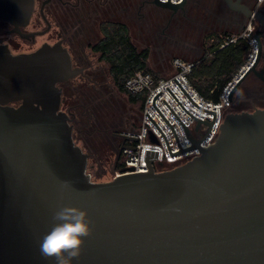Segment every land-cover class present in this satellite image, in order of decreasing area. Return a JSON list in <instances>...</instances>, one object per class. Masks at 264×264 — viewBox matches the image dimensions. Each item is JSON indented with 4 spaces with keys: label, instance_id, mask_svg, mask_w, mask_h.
<instances>
[{
    "label": "water",
    "instance_id": "obj_1",
    "mask_svg": "<svg viewBox=\"0 0 264 264\" xmlns=\"http://www.w3.org/2000/svg\"><path fill=\"white\" fill-rule=\"evenodd\" d=\"M224 1L263 28L254 35V61L237 74L229 94L233 101L250 73L264 80V68H258L264 10L243 0ZM151 2L176 12L187 0ZM33 9L34 0H0V18L16 26L26 25ZM79 71L60 43L19 54L0 45V264H56L41 255L40 243L53 214L65 206L86 210L92 229L72 264H264V108L228 112L216 140L205 147L200 142L216 112L196 104L175 80L194 105L214 113L213 121L199 118L172 93L197 119L196 129L210 126L203 138L193 139L178 117L194 143L181 146L156 106L161 91L154 105L180 150L172 152L147 114L171 156L196 147L201 155L157 170L152 163L157 152L148 150V171L127 172L134 166H124L121 174L98 181L88 172L90 155L74 139L69 113L61 109L59 84ZM123 147L136 148L123 143L120 152Z\"/></svg>",
    "mask_w": 264,
    "mask_h": 264
},
{
    "label": "rangeland",
    "instance_id": "obj_2",
    "mask_svg": "<svg viewBox=\"0 0 264 264\" xmlns=\"http://www.w3.org/2000/svg\"><path fill=\"white\" fill-rule=\"evenodd\" d=\"M134 5L138 12L137 16L128 19L124 14L123 20L129 25L131 38L137 47L150 50L149 64L161 77L175 73L174 58L180 57L192 62L200 57L208 33L225 30L241 33L249 22V19L244 20L232 12L224 0H187L184 7L186 12L179 9L173 16L170 11L152 4L150 0H136ZM136 9H133V13ZM255 25L258 34H261L259 32L263 31L261 24L256 21ZM108 78L112 79L110 73ZM78 90L80 95L83 94L81 102L87 105L88 112L93 115L91 119L101 121L98 125L115 133L139 128L143 114L141 104L131 102L114 84L110 86L107 83L101 86V90L104 91L103 97L91 98L94 91L92 86H79ZM95 125L97 124L93 123L92 127H97ZM77 128V143L90 155L88 172L92 178L98 181L112 179L113 170H116V167H113L117 152L105 141L101 133L94 131L90 126L81 128L80 125Z\"/></svg>",
    "mask_w": 264,
    "mask_h": 264
},
{
    "label": "built area",
    "instance_id": "obj_3",
    "mask_svg": "<svg viewBox=\"0 0 264 264\" xmlns=\"http://www.w3.org/2000/svg\"><path fill=\"white\" fill-rule=\"evenodd\" d=\"M180 1L182 0H171V2ZM252 3L253 4L250 7L253 10H264V0H252ZM256 21L257 20L254 16L250 17L246 28L241 33L228 36L221 43V47H224L229 43L236 42L240 37H246L250 40L252 51L241 70L247 68L248 65L254 61L258 51V43L254 38V35L258 34V30L255 25ZM193 64V62L176 57L173 59V65L176 71L171 76L156 79L155 75L151 72H137L126 80L125 86L127 90L133 93H145L146 95L139 129L124 132V135L138 137L136 140L128 139L124 142L126 146L136 147L135 149L123 147L121 150V156L124 162L123 167L134 166L133 168H127V172L148 171V150L157 152L156 158L152 160V163L157 170L169 169V167L173 168L184 164L202 153L200 148L196 147L171 156L164 135L158 126L167 137L172 152L180 150V147L173 129L155 108L154 100L160 91L161 93L157 96L156 106L174 127L182 147L194 145L183 123L190 131L193 139L196 140H201L210 127L205 123H201L198 126V129H196L198 121L189 112L206 121H213L214 119V113L203 110L194 105L190 98L199 106L216 112V118L212 129L200 143L205 147H208L216 140L225 115L231 111L233 101L229 100V94L234 86V83L237 81V75L224 87L220 101L214 103L206 100L189 81L188 74L190 73ZM175 80L180 84L190 98ZM164 99L174 111L169 107ZM147 113L152 117L158 126L153 122ZM152 137H154V140ZM160 162H162L163 165H160ZM122 169L123 168L114 171L113 177L121 174Z\"/></svg>",
    "mask_w": 264,
    "mask_h": 264
},
{
    "label": "flooded vegetation",
    "instance_id": "obj_4",
    "mask_svg": "<svg viewBox=\"0 0 264 264\" xmlns=\"http://www.w3.org/2000/svg\"><path fill=\"white\" fill-rule=\"evenodd\" d=\"M243 1L249 6L252 4V0ZM135 2L136 0H34V9L26 25L16 26L12 21L0 18V45H7L12 53L32 52L43 44L60 43L70 53L73 67L80 69L75 77L59 84L62 88L61 109L71 117L76 142L78 128L75 123L83 114L75 110L82 99L78 87L95 88L107 83L110 86L114 84L113 79L108 78L110 67L97 48L104 37L102 26L107 22L127 24L123 15L128 19L137 16ZM133 9H136L135 13ZM167 10L171 16L177 12ZM231 11L245 20L243 13ZM127 26L129 28L128 24ZM258 68H264L263 52ZM259 79L264 85V80ZM124 132L126 131L113 134L117 139L116 144L120 139L121 142L126 141ZM120 148L118 156L121 155Z\"/></svg>",
    "mask_w": 264,
    "mask_h": 264
},
{
    "label": "trees",
    "instance_id": "obj_5",
    "mask_svg": "<svg viewBox=\"0 0 264 264\" xmlns=\"http://www.w3.org/2000/svg\"><path fill=\"white\" fill-rule=\"evenodd\" d=\"M102 30L104 37L97 48L101 52L102 58L110 67L114 86L120 92L126 94L131 102L140 103L143 110L145 93L130 92L127 90L125 83L129 77L137 72H151L155 75L156 79L161 78L149 64L150 50L148 48L139 49L137 47L125 23L107 22L103 24ZM259 32L262 33L263 31L260 30ZM233 34L238 33H235L233 30L208 33L204 40L203 53L192 61L194 64L188 74L189 81L198 92L206 100L214 103L220 101L224 87L240 72L252 51L250 40L246 37H240L236 42L221 47L224 39ZM95 93L97 96H95ZM103 93L104 91L101 90V87H95L91 98L103 97ZM84 95L87 96V94ZM256 107H264V85L259 77L252 72L235 92L231 111L253 110ZM75 110L79 114L83 113L82 115H84L79 116L75 123L76 127L83 125L84 127L90 126L93 128V123L97 124L95 125L97 127L93 128L94 131L101 133L105 141L110 143L117 152L116 170L122 168L124 162L122 156H118V149L124 142L116 144L117 139L113 136L114 132L98 125L101 121L91 119L92 114L88 112V107L84 103L78 104Z\"/></svg>",
    "mask_w": 264,
    "mask_h": 264
},
{
    "label": "clouds",
    "instance_id": "obj_6",
    "mask_svg": "<svg viewBox=\"0 0 264 264\" xmlns=\"http://www.w3.org/2000/svg\"><path fill=\"white\" fill-rule=\"evenodd\" d=\"M53 225L40 243L41 255L56 264H72L81 255L84 238L92 234L86 210L65 206L53 214Z\"/></svg>",
    "mask_w": 264,
    "mask_h": 264
}]
</instances>
